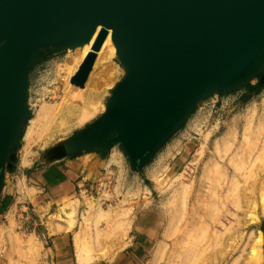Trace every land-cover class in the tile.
I'll return each mask as SVG.
<instances>
[{
  "label": "rangeland",
  "instance_id": "rangeland-1",
  "mask_svg": "<svg viewBox=\"0 0 264 264\" xmlns=\"http://www.w3.org/2000/svg\"><path fill=\"white\" fill-rule=\"evenodd\" d=\"M50 49L46 48V55L30 67L28 119L15 144V159L5 164L0 208L5 199L8 205L0 215V226L5 225L0 264H81L86 250L80 257L77 242L84 245V239L93 240L97 230L101 232V244L91 248L90 258L86 257L90 260L82 258L83 264H108L128 244L133 221L145 211L156 221V238L140 264H248L250 250L260 234L264 253V68L250 83L211 93L200 101L140 168L131 166L120 143L114 144L116 151L124 153L122 162L116 158L118 162L97 176L89 175L73 194L54 198L26 175L19 156L30 118L39 105L62 100L66 103L70 97H65L68 80L61 78L60 72L70 60L67 48L56 53L48 52ZM106 52L104 48L103 54ZM114 60L120 67L114 84L100 94L101 104H107L112 88L126 74L120 59ZM101 112L54 137L48 145L36 141L31 154L49 149L57 155L72 134ZM203 141L207 144L205 152L195 161L194 153ZM185 142L190 144L191 153L174 167L175 155ZM88 151L92 150L72 155ZM91 200L99 201L95 209L90 208ZM69 204L72 211L67 208ZM98 206L104 212L99 217L95 214ZM73 211L74 215L68 216ZM71 218L74 223H70ZM59 220L64 221L66 230L52 232L50 223Z\"/></svg>",
  "mask_w": 264,
  "mask_h": 264
},
{
  "label": "water",
  "instance_id": "water-1",
  "mask_svg": "<svg viewBox=\"0 0 264 264\" xmlns=\"http://www.w3.org/2000/svg\"><path fill=\"white\" fill-rule=\"evenodd\" d=\"M98 26L93 49L112 29L126 74L60 156L120 143L140 168L200 101L264 68V0H0V195L29 115L30 67L46 48L89 41ZM95 58L91 51L73 83L85 85Z\"/></svg>",
  "mask_w": 264,
  "mask_h": 264
},
{
  "label": "bare ground",
  "instance_id": "bare-ground-1",
  "mask_svg": "<svg viewBox=\"0 0 264 264\" xmlns=\"http://www.w3.org/2000/svg\"><path fill=\"white\" fill-rule=\"evenodd\" d=\"M100 29H101V26H98V28H97L95 34L92 36V38L87 42L76 45V46H78L77 48H73V46L67 47V52H68V56H70V60L67 64H64L60 67V72H61V78L68 80V85H67L68 92L66 93L65 97L67 95H69L70 96L69 100L66 103H64L65 100H62L57 104L56 103L55 104H49L47 102H44V103L39 105L35 115L30 118L29 124H28L26 132L24 134L26 143H25L23 153H22V156L24 158L23 161H26L28 156L31 154L32 147L36 141H39V143H41L42 146L48 145L50 142H52V139L54 137L58 136L59 134L68 132L74 126L82 125V124L86 123L87 121L92 119L99 111H105L107 104H105V103L101 104V98H99V97H100V94L104 90L108 89V87H111L114 84V81L117 77V72H118L119 67H120V64L117 61H115L116 59L114 60V58L118 57L120 59V57L117 53V47H116V45L113 41V38H112V29H110L109 34L107 35V37H106L105 41L103 42L102 46L100 47V49H98V50L93 49L95 39H96ZM104 48L107 51L106 52L107 54H105V55L103 54ZM74 50H76V52H74ZM91 51L96 52V58H95L93 68L89 74V77H88L85 85L84 86L77 85V84L73 83L71 81V79H72L73 75H75V73L78 71L80 65L82 64L84 59L87 57V55ZM74 97H80L81 101H77ZM49 121H50V124H48ZM206 146H207L206 141H203L198 145V147L194 153L195 161H198L202 157V155L205 152ZM27 163L28 162H26V164ZM21 180L19 181L20 183H21ZM22 183H24V181ZM17 185H20V184H17ZM23 186H24V184H23ZM33 192L34 191H31V192H29V194H31ZM24 195H25V193H24ZM97 203H99L98 200L97 201L91 200L90 201V205H91L90 208L92 209V206H93L95 209V207L97 205H99ZM72 205H73V203H72ZM70 207L71 206L69 204V207H67V208H70ZM98 207L99 208H97V211L95 213L97 215V217H99L101 214L104 213L103 208H101L100 206H98ZM71 208H70V210H71ZM76 209H77V207H76ZM73 210H75V207ZM73 213H74V211L71 213L69 212L68 216L71 214L73 216L74 215ZM7 214H8V212H7ZM10 214H11V212H10ZM94 217H96V216H94ZM71 219L68 221H71ZM98 220L100 221V219H98ZM12 221H14V220L11 219L10 222H12ZM74 221L75 220L72 219V221L70 223H72V222L74 223ZM65 222H67V221L65 220ZM93 223H94V221H93ZM51 224H52V226H51ZM72 225H70V228ZM50 226H51L50 229L52 230V232H56V231H60V230H66V226H64V221H62V220H59L57 222L52 221L50 223ZM4 230H5V225L2 224L0 226V242L3 239ZM67 230H70V229L68 228ZM78 233H80V231ZM100 233L101 232H99V230H97L93 236V240H91V241H86L84 239V241H83V242H85L84 245H82L83 243L76 241L77 242L76 247L78 250L77 253L80 255V257L84 256L82 254L85 252L84 253L85 257H81V260L83 262H85V261L89 262L90 259L89 260H87V259L90 258L89 255H90L91 250H92L91 248L94 249V248H96V246L101 244L100 238H102V237L100 236L101 235ZM76 235H78V234H76ZM77 238L79 239V236H77L76 239ZM28 240L30 241L31 239L28 238ZM16 241H21V238H19L18 240L16 239ZM78 241H80V240H78ZM26 242H28V241H26ZM255 242L256 243L253 244V246L250 250L249 263L248 264H262L264 262V253H263L262 248H261V246L263 244L262 234H260V236L257 238V240L255 239ZM18 244H20V242ZM21 244H23V243H21ZM28 245H29V243H28ZM33 248L35 249V247H33ZM88 248H89V250H88ZM31 249H32V247H31ZM84 249L87 252L90 251V252H88V256L86 254V251H84ZM30 251L31 250H29V252ZM36 251L37 250L35 249V252ZM82 251H84V252H82ZM21 252H23V251L21 250ZM23 253H25V252H23ZM27 253H28V250H27ZM86 257H87V259H86ZM82 258L84 260L85 259L86 260L84 261ZM77 260H78V257H77ZM83 262H80V263L83 264ZM84 264H86V263H84Z\"/></svg>",
  "mask_w": 264,
  "mask_h": 264
},
{
  "label": "crops",
  "instance_id": "crops-1",
  "mask_svg": "<svg viewBox=\"0 0 264 264\" xmlns=\"http://www.w3.org/2000/svg\"><path fill=\"white\" fill-rule=\"evenodd\" d=\"M189 145L185 142L177 151L174 167H178L190 155ZM116 149L115 146H112L111 149L100 148L76 156L52 155L51 150L47 149L29 155L26 161H23L22 154L19 156L21 168L27 173L26 175L33 177L37 186L48 191L55 198L73 194L77 190V186L83 180H87L89 175L97 176L103 172L104 168L118 162L117 159L122 162L124 153L118 152ZM26 162L28 163L26 164ZM6 201L7 199L4 202L6 203ZM3 203L0 215L3 212ZM149 214L145 211L142 215L136 216L128 237V244L121 249L117 258L108 264H140L143 258L148 255L156 238V221ZM64 236L63 238H65Z\"/></svg>",
  "mask_w": 264,
  "mask_h": 264
},
{
  "label": "trees",
  "instance_id": "trees-1",
  "mask_svg": "<svg viewBox=\"0 0 264 264\" xmlns=\"http://www.w3.org/2000/svg\"><path fill=\"white\" fill-rule=\"evenodd\" d=\"M257 87H259V85H257ZM7 205H8V199H7L6 203L5 202L3 203V209H5L7 207Z\"/></svg>",
  "mask_w": 264,
  "mask_h": 264
}]
</instances>
